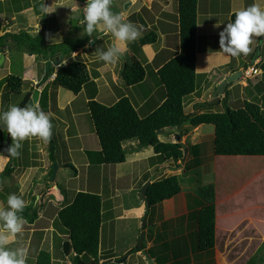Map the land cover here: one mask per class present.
<instances>
[{"label": "crops", "instance_id": "obj_1", "mask_svg": "<svg viewBox=\"0 0 264 264\" xmlns=\"http://www.w3.org/2000/svg\"><path fill=\"white\" fill-rule=\"evenodd\" d=\"M8 1L11 2L10 9L5 4L7 0H0V34L6 32L18 33L22 30L32 35L40 33L44 37L45 47L53 42L62 41L66 36L71 38H82L85 36L81 35L83 22L80 20L82 17L80 10H77L81 3L80 0H15L19 4L14 0ZM64 3H67L68 8L61 11V5ZM253 3H257L264 8V0H196L195 90L184 98V110L190 105V108H192L190 113L197 111L196 99L192 97L194 93H197V88L203 87L205 83L210 82L208 87L211 88V91L207 96L208 99H206L209 103L212 99V91L216 85L223 78L237 70H242L241 75L227 84L224 92L219 95L218 103L224 100L226 96L227 103L230 100L234 101V99L240 100L241 103L239 105H242L245 100L255 101L264 109V36L253 37L250 45L252 51L247 55L242 54L238 57H230L219 48V32L232 19V15L236 11ZM43 4L48 5L49 8L55 7V10L51 13L43 14L41 11ZM112 10L122 14L126 20L135 24L140 31V36L135 41L127 44L128 52L125 57L115 63H106L98 58V50L103 47L104 43L111 46L115 42V38L110 33L103 31H97L94 34L95 38L89 37L83 46L73 50L70 54L58 53L55 57L49 55V51L45 55L43 53H31L27 48L21 47L10 40H7L0 47V80L9 74L17 75L23 80L22 93L16 95L20 97L18 100H15L16 98L13 99V94L4 89V84L0 85V111L7 110L11 105H17L27 91L30 90L32 94L37 82L44 75V61L47 59H60V64H65L70 60L80 58L86 63L90 72V81L85 83L77 93L62 87L56 81V69L60 64L51 66L50 68H53L52 73L50 75L48 73L46 81L38 86L37 103L40 102L41 94L44 90L46 95L45 112L53 114L52 122L56 119L57 122H55V126L53 125V130L55 135L59 137V141L63 138L67 150L66 153L62 154L61 158H58L60 155L58 156L54 152L57 169L52 184L50 181L49 187H47V184H43L44 182L41 180V177L46 174L48 176L52 161L49 158V152L46 153L45 151L48 141L44 142L38 137H34L37 140L31 142L41 150V155L39 156L37 152L32 150V143L27 140L23 141V147L20 150L21 155L11 160L12 170L8 174L13 182L16 177L19 180L16 183L14 182L15 185L13 187L8 186L9 183L4 182L3 178L2 184L0 183V207H7V196L10 193H15L21 196L26 204H33L37 210V216L32 222L24 220L30 227L23 229L21 234H17L14 242L11 243V247H25L28 250L27 264H34L39 250H44L50 254L51 264H72L70 262V258L74 255L72 248L69 247L67 254L63 251V242L67 240L64 239L67 237L65 230L64 228H59L54 222L57 211L73 197H66L67 188L57 181V172L72 165L76 178L80 175V166H83L87 173H90V168L93 169L94 165H96L95 168L98 170L109 167L100 160L99 151L101 150V145L99 139L95 133L88 109L85 106L83 108L79 100L87 105L88 100L94 98L103 104L110 105L119 96L126 95L130 98L140 115H146L157 107L164 98V88L156 71L165 62L178 54L180 50L178 0H113ZM73 19L76 20L75 24L72 23ZM74 32H76V36H71ZM149 32L155 35V40L139 44V38ZM60 55L62 56L61 58ZM17 60L18 62H16ZM134 60H138L143 67L149 66L148 69H151L152 74H156L158 77L154 87L146 90L145 96H139L138 94L139 86L145 83V79L136 85H127L119 74L121 67L125 63ZM248 67L256 68L257 73L251 74V77L247 76L244 73V69ZM145 77L147 79L146 72ZM159 86L162 88L163 93H161L159 99H155L149 106H146L153 100ZM155 87L157 88L155 89ZM134 96L136 97L135 99ZM14 100L16 101L15 103ZM31 104H26L25 106H31ZM193 107L195 110H193ZM58 124L62 127L60 131L56 129ZM163 130L168 133L171 132V130L167 131V128ZM161 134H158L160 139L161 137L170 139L172 135V133L168 135ZM5 136L8 137L9 134L6 135V131L0 130V138ZM133 141L137 142L136 139H129L122 143L123 147L127 149L125 160L111 164V169H113L114 173L113 178L111 176L107 178L108 190L105 196L108 199L106 200V206L105 204L102 206V215L109 208H112L113 211L109 214L110 219L132 221L133 223L138 221V226H141V229L142 218L146 213L145 209L147 207V209L151 210V208L144 197H140V199L130 203L122 202L124 190L122 191L119 184L125 176L134 175L135 167L140 168L137 169L138 173L132 179L134 188V185L145 177V172L155 168V163L158 162L159 164L161 161L154 155V149L151 145L136 147ZM128 145H132V147L128 148ZM48 150H50V147ZM149 160H151V163ZM8 161L9 157L3 152V140H1L0 172L5 168ZM49 180H51V177ZM147 180H152L150 175L147 176ZM45 182L47 183V180ZM63 182L66 183L67 179ZM77 182L79 186L76 191L79 189H81L79 191L88 190V178ZM144 182L143 179L141 183L144 184ZM17 184L22 187L23 193ZM133 188L128 186L127 192ZM103 192V186L98 182L97 194L102 197ZM24 193L25 198L23 197ZM46 196H48L47 201L45 200ZM117 196L121 198L119 203L116 200ZM53 200L55 201L53 202ZM101 201L106 202L104 200ZM148 218L149 216L147 215L146 221ZM109 228L105 234L103 232V223L101 222V253L110 251L113 247V245L108 246L106 244L107 238L105 236L109 235ZM0 231H3V228ZM189 233L190 231L187 232L186 230L178 239L185 238L184 235L187 236ZM131 236L135 240L138 237L137 235ZM132 240L130 239V243H126L121 248L113 247L117 254L109 257L112 260L108 258V261H115L114 259L124 255L129 257L131 255L130 250L134 246V243L131 242ZM152 245L151 243L147 246L145 245L146 252ZM190 245V252H188V249L183 251V255L180 254V260L185 261L186 257L192 255L193 250ZM227 246L230 245L228 244ZM219 253L218 255L217 252L216 254L213 253L212 260H208L204 264H218L217 259H220L222 264H231L225 255H222L221 252ZM133 254L139 256L140 252L137 251ZM141 257L144 258L143 256ZM141 257L137 260L129 257L123 263L126 264L131 261L129 262L130 264H142L139 261L142 260ZM152 260L154 264H158L155 262L156 259L152 258ZM172 260L170 257L169 261Z\"/></svg>", "mask_w": 264, "mask_h": 264}, {"label": "trees", "instance_id": "obj_2", "mask_svg": "<svg viewBox=\"0 0 264 264\" xmlns=\"http://www.w3.org/2000/svg\"><path fill=\"white\" fill-rule=\"evenodd\" d=\"M178 13L180 50L178 54L156 71L164 88V98L157 107L146 115H140L126 95L119 96L110 105L103 104L94 98L88 100L87 109L101 145L99 154L102 162L107 164L123 162L126 157V148L123 147L122 143L129 139H136L140 147L151 145L155 156L160 161L171 158L180 159L183 155L184 145L179 140L175 142L162 141L158 138V134L166 127H176L186 121L192 125L213 124L214 154L264 155V109L259 103L245 100L239 107L227 106L222 111L185 112L184 98L195 90L196 0H178ZM234 14L232 19H234ZM88 39L89 37L86 35L82 38L66 36L62 41L53 42L45 47L42 34L32 35L22 30L18 33L0 34V47L7 40H10L27 48L31 53H43L45 55L49 51V55L55 57L58 53L70 54L73 50L83 46ZM154 40L155 35L149 32L139 38L138 43L143 44ZM52 71L53 68H50L49 75ZM119 74L125 84L136 85L144 79L145 69L138 60H134L125 63ZM55 79L62 87L77 93L85 83L90 81V72L84 61L75 58L57 67ZM1 84H4V89L9 93H22L23 80L17 75L5 76L0 80ZM30 96L31 91L29 90L24 93L17 106L24 107ZM198 105H206V103ZM41 109L46 111L45 105L42 104ZM10 143L11 138L8 136L3 145V152L7 156L8 154L4 149ZM49 145V158L53 162L55 155L50 140ZM196 147L194 145L195 150ZM12 159L9 157V161L0 173L8 175L11 172ZM52 170L53 166L51 165L48 177L52 175ZM179 182L178 174H170L153 180L144 195L148 206L152 207L177 194L180 191ZM196 192L206 203L192 212L196 229L192 232L191 238L194 237L197 240L198 252L201 251L205 256H208L214 244L213 184L204 185ZM101 200V195L97 193L77 191L73 198L57 211L54 224L59 226V222L65 230L66 239L69 240V245L74 252L72 264H99L100 258L106 259L113 256L109 254V251L103 253L100 251ZM21 215L25 221L32 222L37 216V210L33 204L29 203L26 204ZM178 238L176 239L179 240ZM186 241L185 237L183 251H187L189 245ZM157 246L158 241L150 246L147 252L154 253L153 255L149 254V256L156 261L158 260V264H190L180 260V254L176 253L170 254L171 258L174 259L173 262L169 261V258L164 259V256L161 255L163 252L157 250ZM140 249L133 246L130 252L133 254ZM34 264H51L50 254L44 250H39ZM245 264H264V245L260 246L258 256L251 258Z\"/></svg>", "mask_w": 264, "mask_h": 264}, {"label": "rangeland", "instance_id": "obj_3", "mask_svg": "<svg viewBox=\"0 0 264 264\" xmlns=\"http://www.w3.org/2000/svg\"><path fill=\"white\" fill-rule=\"evenodd\" d=\"M15 2L19 4V2ZM10 3L11 2L8 0L7 3L5 2V4H7L8 6V9H10ZM61 8V11H64L65 8H68L67 3L61 5ZM84 9L85 4H83L82 1L77 9L80 10L81 16L83 14ZM113 11L117 12L115 10ZM80 20L83 22V17H81ZM73 35L76 36V32H74L71 36ZM102 46L103 47H101V49H107L109 47L106 43H104ZM16 62H18V60ZM128 63H130V61ZM148 68L149 66L144 67V69L146 70L145 72L147 79L145 77V83H142L139 86V96L146 94V90H148L150 87H154L156 81H158V77L156 76V74H152L151 69ZM255 70L256 71H252V73L250 72L247 76L251 77V74L257 73V69ZM39 82L40 81L37 82L36 86L38 90V86L42 84ZM209 84L210 82H207L203 85V87L197 88V93H194L192 96L194 97V99H196L195 102H197V105L206 103V105H198L199 109L197 108L196 112L222 111L227 106H230L232 108L239 107V104L241 103L240 100L234 99V101L230 100L227 103V99H225L227 98L226 96L221 102H216L218 104L211 102L208 103L206 99H208L207 96L211 91V88L208 87ZM156 88L157 87H155V89ZM161 93H163V90L159 86L156 93L154 94L155 96L153 100L150 101V103H148L146 106H149L151 102H153L155 99H159ZM16 95L17 94H13L12 98H16L15 100H18L20 97ZM45 96L46 95L43 90L40 98L41 103H37L38 101L36 103H30L31 106L39 104L41 107L42 104L44 105ZM135 98L136 97L134 96V99ZM15 100L14 103L16 102ZM79 103L83 108L84 106L85 108H87V105H85L84 102L79 100ZM191 109L192 108H190V105H188V107L185 108V112L187 111L186 113H188ZM193 110H195L194 107ZM55 122H57L56 119H54L52 122L54 126L56 125ZM61 128L62 127L59 126V124L56 127V129H58L59 131ZM166 128L167 131L171 130V132L168 133L162 130L160 133H162L161 135H163V133L164 135L172 133L171 138H158L162 141L169 142H175L179 140L184 145L182 157L180 159L171 158L166 161H161L159 164L158 162L155 163V168L147 170L145 172V177L139 180L133 188L132 179H134L135 175L138 173L137 169H140L135 167L134 175H130L129 177L125 176L120 181L119 186L121 187L122 191L124 190V193L122 194V202L125 201L126 203H130L140 199V197H144L146 191L144 194L140 193L141 188L143 186V183H141L143 182V179L145 182L149 181L151 183L155 179H160L170 174H178L180 181V191L177 194L171 196L170 198L164 199L162 202L150 207L151 210L147 209L146 207L145 212L147 213L149 218L147 219L145 226L143 227L142 225L141 229V226H138V221L133 223L132 221L114 220L113 218L110 219L109 214L112 213L113 209L107 208V212L102 215V223L104 230L103 232L106 234L108 227H110L108 233L109 235L105 236L107 238L106 244L108 246L113 245V247L115 248H121L126 245V243H130V239H133L131 242L134 243V246H136L138 244L139 235L144 229L145 234L143 237V244L147 246L149 243L154 244L158 241V246L156 247V249L160 252H163L161 253V255H163L165 259L170 258L171 255L175 253L183 255L184 238L179 240H177L176 238L181 237V234L185 233L187 230V232L190 231V233L187 236L184 235L187 240L186 243H189V245L192 244V249L194 253L192 252V255L186 257L185 263L189 262L190 264H204L206 261L212 260L213 253L216 254V252L217 255L220 254L219 252H221L222 255H225L230 260L231 264H245L251 258H255L256 256H258L260 246L264 245V156L249 154H214V126L211 123H200L198 125H192L191 123L186 121L179 126ZM52 132L53 134L50 139V142L54 147V152L57 153L58 156L60 155V157L58 158H61L62 154L64 152H67L65 143L63 141V138L61 141H59V137L55 135L54 130ZM7 134L8 133L6 132V135ZM179 134L181 135L180 137ZM1 140H3L4 145L6 141V136L1 137L0 142ZM26 140L32 143L31 141L34 142L37 139L32 137ZM133 144H135L136 147H140L138 146V141H133ZM194 145L197 146L196 150L194 149ZM31 147L33 148L32 150L34 152H37L39 156L41 155V150L35 147L33 143L31 144ZM49 147L50 145L48 141L45 150L46 153L49 152ZM131 147L132 145H128V148ZM185 147L187 149L184 154ZM149 161L151 163V160ZM53 162H57L56 157L55 161ZM111 164L112 163H106L105 165L109 167L102 168L100 170L96 169V165H94L93 169L90 168V173H87L86 170L83 169V166H80V175L76 178L73 168L69 166L66 169H60L57 172L56 179L63 187L67 188L66 197L71 196V198L73 197L74 193L77 192L76 190L79 186L77 181L87 180L88 178V190L84 189L83 191L93 193H97V184L98 182H100L104 189L101 199L106 201L108 199L105 196L106 191L108 190L107 178L110 176L111 178H113L114 173L113 169H111ZM146 175H150L152 180L146 181ZM8 176L9 175L0 173V183L2 184V181L4 179V182L9 183L8 186L13 187L19 179L18 177H16L14 183L11 180L10 176ZM36 176L38 177V174H36ZM50 177H48L47 174L41 177L42 182H44L43 184H47V187H49V182L51 181H48ZM38 178H40V176ZM66 179L67 182L64 183L63 181ZM46 180L47 183L45 182ZM209 184H213L214 190V244L211 253L208 256H205L201 251L198 252L199 249L196 248L197 240L194 237L191 238V234H193L192 232L196 229V222L192 218V212L196 211L204 203H206L197 195L196 191L200 187ZM17 185L20 186L19 184ZM128 186H131L133 188L129 192H127ZM19 188H21V192L23 193L24 190L22 189V187L20 186ZM23 197L25 198V193L23 194ZM45 200H48V196H46ZM116 200L119 203V201H121L120 196H117ZM54 201L55 200H53V202ZM104 204L106 206L107 201L101 203V210ZM58 224L59 228H63L59 222ZM29 227L30 226L27 225L26 222H24L23 229H27ZM1 228L2 225H0V229ZM131 235H137L138 237L135 240L134 238H132ZM66 238L67 237H65L64 239ZM191 239H193V241H191ZM228 244L230 246H227ZM11 245L12 244H10L9 246L11 247ZM188 246L187 249L188 252H190V248ZM113 247L112 250L109 251V254L116 255L117 252L113 250ZM139 252V256L131 254L129 257L134 260H137L141 256L144 257V255H141V251ZM147 254L153 255L154 253L148 251ZM129 257H127L126 259H128ZM141 259L143 261H139L142 264L143 262L144 264H147L144 260L145 258L141 257ZM173 261L174 259L172 260V262ZM70 262L72 263V257L70 258ZM123 262L124 261H108V258H100L98 263L125 264ZM129 262L131 261H128V263L126 264H130ZM155 262L157 263L158 260ZM217 263L222 264L220 259H217Z\"/></svg>", "mask_w": 264, "mask_h": 264}, {"label": "clouds", "instance_id": "obj_4", "mask_svg": "<svg viewBox=\"0 0 264 264\" xmlns=\"http://www.w3.org/2000/svg\"><path fill=\"white\" fill-rule=\"evenodd\" d=\"M82 2V0H80ZM113 0H87L84 9L81 35L95 38L97 31L110 33L115 42L106 50H98V58L106 63H115L125 57L127 44L140 36L135 24L112 10ZM55 7L43 4V14L51 13ZM264 36V8L253 3L234 14L219 32V48L230 57L247 55L253 37ZM53 114L45 112L39 104L34 106L11 105L7 110L0 111V130L6 131L11 143L4 149L10 158L19 157L23 141L38 137L47 142L52 137ZM7 207H0V264H27L28 250L25 247H10L17 234H21L24 218L21 215L26 207L25 200L10 193L6 199ZM145 226V225H144ZM143 226V227H144ZM68 241V240H67Z\"/></svg>", "mask_w": 264, "mask_h": 264}, {"label": "water", "instance_id": "obj_5", "mask_svg": "<svg viewBox=\"0 0 264 264\" xmlns=\"http://www.w3.org/2000/svg\"><path fill=\"white\" fill-rule=\"evenodd\" d=\"M76 19V18H75ZM73 19L72 20V23L75 24L76 23V20ZM62 56L60 55V58ZM60 64V59H47L44 61V75L42 76V78L40 79V82L39 83H43L45 82V80L47 79L48 77V73H49V69L51 66L53 65H59ZM242 73V70H237L231 74H229L228 76H226L225 78H223L217 85L216 87L214 88V90L212 91V99H211V103H216L219 101V95L222 94L227 86L228 83L236 80L238 78V76H240ZM38 95H39V90L37 88H34L33 91H32V94H31V98L30 100L28 101L27 104H30V103H36L38 101ZM186 147L184 148V154H185V151H186ZM56 169H57V164L56 162H53V170H52V175H51V184H52V181L55 177V173H56ZM150 184L149 181L145 182L141 188V191L140 193L141 194H144L148 185ZM148 204V203H147ZM146 217H147V213L144 214L143 218H142V225L144 226L145 223H146ZM143 237H144V231L142 230L140 235H139V240H138V244L136 246H134L135 248H141L140 251L141 253L144 255V258L146 260V263L147 264H154L152 258L147 254L146 252V249L142 247L143 243ZM69 241H64L63 242V251L65 252V254L68 253L69 251ZM126 255L120 257V258H117L115 259V261L117 262H122L126 259ZM109 260H112V258H109Z\"/></svg>", "mask_w": 264, "mask_h": 264}, {"label": "built area", "instance_id": "obj_6", "mask_svg": "<svg viewBox=\"0 0 264 264\" xmlns=\"http://www.w3.org/2000/svg\"><path fill=\"white\" fill-rule=\"evenodd\" d=\"M82 1H83V4H85V7H86V5H87V0H82ZM82 17H84V11H83ZM255 69H256V68H253V67L245 68L244 73H245L246 75H249L250 72H252V71H256Z\"/></svg>", "mask_w": 264, "mask_h": 264}, {"label": "flooded vegetation", "instance_id": "obj_7", "mask_svg": "<svg viewBox=\"0 0 264 264\" xmlns=\"http://www.w3.org/2000/svg\"><path fill=\"white\" fill-rule=\"evenodd\" d=\"M142 243H143V241H142ZM143 246V245H142ZM143 248H145V244H144V247Z\"/></svg>", "mask_w": 264, "mask_h": 264}]
</instances>
